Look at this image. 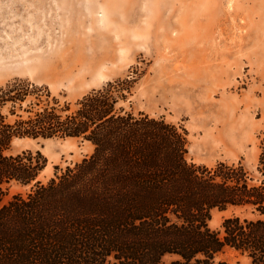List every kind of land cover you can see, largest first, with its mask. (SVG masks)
I'll return each mask as SVG.
<instances>
[{
    "label": "trees",
    "instance_id": "1",
    "mask_svg": "<svg viewBox=\"0 0 264 264\" xmlns=\"http://www.w3.org/2000/svg\"><path fill=\"white\" fill-rule=\"evenodd\" d=\"M129 94L130 81L107 82L61 105L46 87L0 86V264H214L226 248L264 264V134L253 172L242 160L197 165L186 131L124 109ZM14 138L93 150L42 183L46 158L7 156ZM12 186L29 191L4 201ZM228 208L258 218L210 230L211 212Z\"/></svg>",
    "mask_w": 264,
    "mask_h": 264
},
{
    "label": "rangeland",
    "instance_id": "2",
    "mask_svg": "<svg viewBox=\"0 0 264 264\" xmlns=\"http://www.w3.org/2000/svg\"><path fill=\"white\" fill-rule=\"evenodd\" d=\"M124 80L120 106L183 128L188 162L242 160L253 172L264 134V0H0V86L46 87L73 105ZM92 150L77 139L14 138L5 154L39 151L46 183ZM28 191L12 186L4 201ZM233 215L258 218L214 209L208 227L221 231ZM213 261L250 264L228 248Z\"/></svg>",
    "mask_w": 264,
    "mask_h": 264
}]
</instances>
